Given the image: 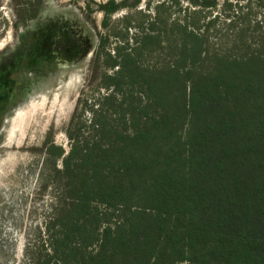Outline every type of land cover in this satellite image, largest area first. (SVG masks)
I'll return each mask as SVG.
<instances>
[{"label":"trees","instance_id":"1","mask_svg":"<svg viewBox=\"0 0 264 264\" xmlns=\"http://www.w3.org/2000/svg\"><path fill=\"white\" fill-rule=\"evenodd\" d=\"M200 54L108 77L94 138L57 148L43 264H264V49L205 76Z\"/></svg>","mask_w":264,"mask_h":264},{"label":"rangeland","instance_id":"2","mask_svg":"<svg viewBox=\"0 0 264 264\" xmlns=\"http://www.w3.org/2000/svg\"><path fill=\"white\" fill-rule=\"evenodd\" d=\"M195 46L187 67L203 76L264 49V0H0V264L44 263L66 185L57 148L94 138L108 77Z\"/></svg>","mask_w":264,"mask_h":264},{"label":"flooded vegetation","instance_id":"3","mask_svg":"<svg viewBox=\"0 0 264 264\" xmlns=\"http://www.w3.org/2000/svg\"><path fill=\"white\" fill-rule=\"evenodd\" d=\"M110 4H112V3H110ZM102 8H105V7H102ZM106 9V8H105ZM111 9H113L111 12H113L114 11V8H111ZM108 10H110V9H107L106 10V14H109V13H111V12H109Z\"/></svg>","mask_w":264,"mask_h":264},{"label":"bare ground","instance_id":"4","mask_svg":"<svg viewBox=\"0 0 264 264\" xmlns=\"http://www.w3.org/2000/svg\"><path fill=\"white\" fill-rule=\"evenodd\" d=\"M23 119V118H22Z\"/></svg>","mask_w":264,"mask_h":264}]
</instances>
